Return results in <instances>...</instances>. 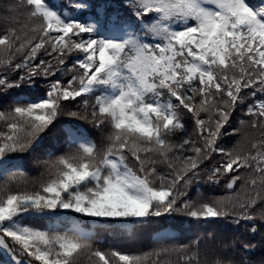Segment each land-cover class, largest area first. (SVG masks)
<instances>
[{
    "label": "snow or ice",
    "instance_id": "1",
    "mask_svg": "<svg viewBox=\"0 0 264 264\" xmlns=\"http://www.w3.org/2000/svg\"><path fill=\"white\" fill-rule=\"evenodd\" d=\"M85 261L264 264V0L0 4V264Z\"/></svg>",
    "mask_w": 264,
    "mask_h": 264
},
{
    "label": "trees",
    "instance_id": "2",
    "mask_svg": "<svg viewBox=\"0 0 264 264\" xmlns=\"http://www.w3.org/2000/svg\"><path fill=\"white\" fill-rule=\"evenodd\" d=\"M5 0H0V4L4 3ZM30 175L35 176L37 175L36 172L30 173ZM216 194H223L222 192H217ZM213 227H216L215 225H209V224H199L197 225L195 221L183 217V216H177L176 218L169 220V221H161L160 223L153 224L146 229L143 230V232L140 234L139 239L136 241V243L133 245L132 242L128 240H115L111 236H105L103 237L104 244L103 247L109 248V247H115L119 248L122 251H129L135 249H143L148 250L151 247H155L152 241V236L157 230L167 229L168 231L172 232L174 236L178 238V240H182L184 242H187L189 239H191L196 234H201L207 229H211ZM86 264V261H85Z\"/></svg>",
    "mask_w": 264,
    "mask_h": 264
}]
</instances>
